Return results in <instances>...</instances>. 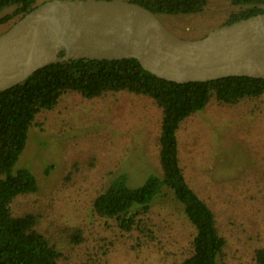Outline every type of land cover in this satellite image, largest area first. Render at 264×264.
I'll list each match as a JSON object with an SVG mask.
<instances>
[{
	"label": "trees",
	"instance_id": "16d2710c",
	"mask_svg": "<svg viewBox=\"0 0 264 264\" xmlns=\"http://www.w3.org/2000/svg\"><path fill=\"white\" fill-rule=\"evenodd\" d=\"M46 1L49 0H0V34ZM126 1L137 3L157 16L200 14L210 9L211 2H219L230 10L217 20L216 27L264 13V0ZM123 95L150 102L160 113L156 139L160 171L147 177L144 186L133 188L128 184V169H120L121 163L117 171L114 170L116 165H112L100 172L102 161L95 167L88 161L73 160L61 184L72 188L77 182L87 180L91 171L98 170L100 187L89 195L85 219L68 225L66 238L62 232L53 231L49 224L53 221L46 220L52 204H41L38 209L16 213L15 201L38 190L37 177L26 168L24 160L18 162L26 149L29 129L41 126L39 117L51 113L67 114L68 104L77 98L81 101L74 102L70 110L74 113L84 107L85 102L107 103ZM245 104H264V79L225 77L179 84L152 75L136 59L58 62L0 92V264H72V254L77 256L75 264H98L94 257L80 261V255H77V251L87 248L90 242L88 225L102 252L100 264H106L111 254L109 246L113 243L103 234L112 229L134 236V248L166 251L164 241L174 235V229L171 231L154 207L156 203L167 202L178 207L187 232L186 240L178 244L179 250L174 253L178 256L176 264H230L229 237L223 226L228 219H221L226 218L225 211L216 209L215 199L203 196L186 173L180 156L179 131L185 122L196 118L209 106L225 109ZM80 114H85L90 124L88 114L84 111ZM108 126L106 116L100 120L98 132L107 142L113 138V131L110 132ZM124 159L122 157L119 162L127 160ZM214 176L212 168L205 181L215 192L219 184L214 182L217 179ZM250 180L251 176L241 175L221 184L226 183L238 191ZM242 195L245 203L257 196L247 192V201L246 193ZM227 209L234 207L229 205ZM69 243L74 246V253L63 250ZM165 255L170 254L165 252ZM252 263L264 264V246L256 245L252 249Z\"/></svg>",
	"mask_w": 264,
	"mask_h": 264
},
{
	"label": "rangeland",
	"instance_id": "374dc122",
	"mask_svg": "<svg viewBox=\"0 0 264 264\" xmlns=\"http://www.w3.org/2000/svg\"><path fill=\"white\" fill-rule=\"evenodd\" d=\"M228 10L230 7L225 4L211 2L210 9L200 14H163L158 18L172 34L196 39L213 30L217 20ZM79 101L77 98L70 102L67 108L71 110L74 102ZM83 105L75 113L68 109L67 114H42L38 120L41 126L29 129L27 146L18 162L24 160L26 168L37 177L38 190L17 199L13 204L14 211L21 213L22 210L38 209L41 204H52L46 220L53 221L49 223L53 231L62 232L64 238L68 225L85 219L89 195L100 187L98 175L106 170L105 167L116 165L114 170L117 171L121 163L120 169H128V184L133 188L144 186L147 177L160 171L156 147L160 113L150 102L123 95L107 103L85 102ZM80 111L88 114L90 124L85 114L79 115ZM106 116L108 128L113 131L109 142L103 141L105 138L98 132L100 120ZM179 146L181 160L195 188L203 196L215 199L216 209L225 211L226 218L221 219H228L223 226L229 237L230 264H253L252 249L256 245L264 246V104L225 109L209 106L182 125ZM122 157H125L123 161L127 160L119 162ZM76 159L91 162L95 167L102 161L103 167L100 172L91 171L87 180L81 179L74 187L65 188L61 184L62 177ZM212 168L218 179L214 182L219 184L215 192L205 181ZM241 175H249L251 180L238 191L226 184ZM247 192L257 196L245 203L242 194L246 193L248 201ZM229 205L234 209H227ZM154 211L171 231L174 229V235L164 241L166 251L134 248V236L112 229L103 234L113 243L109 246L111 254L106 264H176L178 256L174 253L179 250L178 244L186 240L187 233L181 212L169 202L156 203ZM88 226L91 233L92 227ZM90 233V242L87 248L83 247L86 250L79 249L77 255H80V261L94 257L100 264L102 252L94 240L95 235ZM63 250L67 253L75 251L71 243ZM165 252L170 255L165 257ZM71 256L72 264H75L77 256Z\"/></svg>",
	"mask_w": 264,
	"mask_h": 264
},
{
	"label": "water",
	"instance_id": "95a60500",
	"mask_svg": "<svg viewBox=\"0 0 264 264\" xmlns=\"http://www.w3.org/2000/svg\"><path fill=\"white\" fill-rule=\"evenodd\" d=\"M79 59H136L179 84L264 79V13L184 39L134 2L49 0L0 34V92L47 65Z\"/></svg>",
	"mask_w": 264,
	"mask_h": 264
}]
</instances>
